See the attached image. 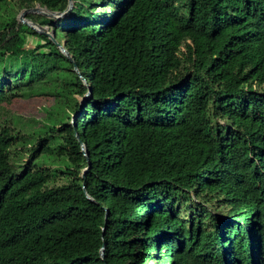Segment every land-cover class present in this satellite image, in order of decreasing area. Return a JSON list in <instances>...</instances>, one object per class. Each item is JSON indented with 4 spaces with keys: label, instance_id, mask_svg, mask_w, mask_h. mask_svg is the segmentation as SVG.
<instances>
[{
    "label": "trees",
    "instance_id": "trees-1",
    "mask_svg": "<svg viewBox=\"0 0 264 264\" xmlns=\"http://www.w3.org/2000/svg\"><path fill=\"white\" fill-rule=\"evenodd\" d=\"M37 4L0 0V110L56 84L0 122V264H264V0L26 14L57 43Z\"/></svg>",
    "mask_w": 264,
    "mask_h": 264
},
{
    "label": "rangeland",
    "instance_id": "rangeland-1",
    "mask_svg": "<svg viewBox=\"0 0 264 264\" xmlns=\"http://www.w3.org/2000/svg\"><path fill=\"white\" fill-rule=\"evenodd\" d=\"M35 6H38V4ZM24 9L26 8H22L18 10L17 19ZM35 14L44 15L42 13H35ZM62 16H65V15H62ZM62 16H54L52 18L59 19ZM25 17H26V14H25ZM18 21L21 22L19 19ZM44 26L46 27V30L50 34L53 32L49 24H46ZM31 39L32 37L29 38L30 42H31ZM82 80H83V84L86 85V87H88V84L85 82V80L83 78ZM55 88H56V84L54 80H51L47 82L46 84L37 85L35 89L29 93H27L29 90H27V88L24 87L19 97L15 98L10 104H3V109L0 110V122L7 116L14 114V113L33 115L35 112L39 110L40 106L44 102L55 100L54 99ZM78 98L80 99V101H82L83 97H78ZM74 116L75 115H73L72 117L74 118Z\"/></svg>",
    "mask_w": 264,
    "mask_h": 264
},
{
    "label": "water",
    "instance_id": "water-1",
    "mask_svg": "<svg viewBox=\"0 0 264 264\" xmlns=\"http://www.w3.org/2000/svg\"><path fill=\"white\" fill-rule=\"evenodd\" d=\"M71 7H72V0H69L68 7L63 12L51 11V10L45 8V7H41V6L38 5V6H34V7H30V8L24 9L21 12V14L19 15L18 19L21 22H23V23H25V24L33 27L38 32L43 33V34L49 36L52 40H54L56 42V40H55V38L53 36V32L50 34L46 30V27L45 26L40 25V24H37L36 22L32 21L31 19L26 18L25 17V14H27V13H42V14H44L46 16H49V17L62 16V15H65L71 9ZM58 45L60 46V48L62 49V51L64 52V54L70 59V61H73V58L69 55L68 51L63 47V45L62 46L60 44H58ZM90 95H91V88L89 87L88 91L86 92V94L82 98L81 107L83 106V103L85 101V98L88 97V96H90ZM81 151L83 152L84 155H86V157H88V151H87V149L85 148L84 145H82ZM89 166H90V162H89L88 166L83 170L82 175L85 173V171H87V169L89 168ZM83 190L86 191L84 186H83ZM87 197L90 198L89 196H87ZM100 256H101L102 259H104V246L101 247Z\"/></svg>",
    "mask_w": 264,
    "mask_h": 264
}]
</instances>
